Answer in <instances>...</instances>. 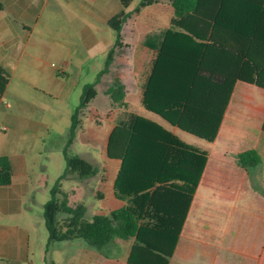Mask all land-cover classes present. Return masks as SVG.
Wrapping results in <instances>:
<instances>
[{
    "label": "trees",
    "instance_id": "trees-1",
    "mask_svg": "<svg viewBox=\"0 0 264 264\" xmlns=\"http://www.w3.org/2000/svg\"><path fill=\"white\" fill-rule=\"evenodd\" d=\"M133 1L118 0L121 10L106 22L114 32V42L95 82L83 86L70 116L62 178L75 174L85 180L99 173L98 166L70 155L68 149L85 128L84 118L98 95L95 86L100 76L110 72L115 57L128 47L124 24L149 6L169 5L172 18L166 29L147 35L144 42L156 50V56L143 84V109L213 142L235 84L244 82L264 90V0H141L127 12ZM9 79L10 73L0 64V101ZM125 87L122 79L112 75L105 91L117 111L105 153L108 159L119 161L112 194L122 205L88 219L84 206L70 205L69 191L56 181L43 205L47 243L81 239L102 256L117 258L109 245L118 239L131 241L128 264H169L208 151L131 110ZM234 159L248 175L264 161L253 148L236 153ZM11 180L10 161L0 156V185H9ZM255 190L264 198V188ZM59 213L66 214L62 222Z\"/></svg>",
    "mask_w": 264,
    "mask_h": 264
},
{
    "label": "crops",
    "instance_id": "crops-1",
    "mask_svg": "<svg viewBox=\"0 0 264 264\" xmlns=\"http://www.w3.org/2000/svg\"><path fill=\"white\" fill-rule=\"evenodd\" d=\"M145 9H152L155 24L164 27L157 28L156 33L152 34H158L168 27L172 18V8L169 5L156 4ZM120 10L114 0H0V64L10 73L0 101V156H6L12 167L11 183L0 185V260L13 259L16 264L28 262L31 232L26 220L30 219L29 214L24 213L29 208L28 203L32 197L31 181L35 168L41 170L45 166L44 134L48 128L44 117L45 107L38 96L56 94L60 86L57 74H63L66 70L60 71L57 64L63 62V65H68V61H63V55L68 50L69 41L79 39L93 51L96 42L95 19L103 18L102 21L106 23ZM63 16L71 29H63ZM145 47L144 52L148 57L141 56L137 63L136 79L130 82V88L134 87L133 91L138 90L140 82L143 89L156 56V50L146 45ZM148 49L153 51V55L147 54ZM147 65L148 68L142 75ZM120 79L125 83L127 94L129 83ZM235 87L236 84L234 89ZM141 93L142 90L140 97ZM231 97L213 142L185 132L145 109L135 111L159 122L185 141L208 151L205 168L169 264H184L180 261L191 252L190 241L197 235L199 242L206 248L213 237H232L226 241L232 251H237V256L223 257L210 264H264V198L255 190L254 184H250L248 174L235 164L234 155L240 149L238 135L232 132V120L227 118ZM263 119L264 114L262 121ZM88 127L86 122L85 130L76 139L80 140ZM112 127L113 125L107 132L106 141ZM90 138L87 141L94 146V135H90ZM262 150L258 153L264 157V149ZM112 161L115 163V176L119 161ZM221 213H227L231 217L241 216L252 222L251 229L244 234L245 239H234L233 236L236 235H233V229L223 228L218 224L216 219ZM73 240L74 251L59 250L55 253L64 257V264H117L115 258L104 257L96 250L84 246L81 239L67 242L71 243ZM126 242L129 244L122 252L120 264H128L126 257L131 241ZM53 259L59 263L57 256H53Z\"/></svg>",
    "mask_w": 264,
    "mask_h": 264
},
{
    "label": "rangeland",
    "instance_id": "rangeland-1",
    "mask_svg": "<svg viewBox=\"0 0 264 264\" xmlns=\"http://www.w3.org/2000/svg\"><path fill=\"white\" fill-rule=\"evenodd\" d=\"M114 1L120 6L118 0ZM140 1L134 0L127 12H132ZM154 16L155 13L152 9H145L138 17L134 16L127 20L122 32L128 47L124 49L122 54L115 57L110 72L100 76V81L95 86L98 95L84 118L85 125L88 122V131L81 135L80 140L76 139L68 149L70 155H78L98 166L100 171L96 176L85 180L79 179L75 174L62 178L66 168L62 150L68 138L70 116L79 102L82 88L86 84L95 82L103 68L107 50L114 42V32L102 21L103 18L101 20L95 19L96 42L93 51L82 44L79 39L74 38L69 41L68 50H65L63 55V61H68V65H63V62L57 64L60 71L61 69L66 70L63 74H57L60 79V86L56 94L53 96L40 94L38 96V99L44 104V117L48 123L47 131L44 134L46 139V147H44L45 166L41 170L35 168L32 175V197L28 203L29 208L24 213L29 214L30 220H26V224L30 227L31 232L27 251L28 262L24 264H51V262L64 264V257L62 255L60 257L59 254L55 255V253L59 250L74 251L73 242L75 240L71 243L69 241L51 242L49 245L47 243L48 233L44 223L43 205L50 198V190L56 181H60L63 190L69 191L68 201L70 205L82 204L84 206V216L88 219L94 214H104L122 205V202L115 199L112 194L115 163L108 159L105 153L106 135L117 116V111L110 105L105 91L111 84L112 75L119 76L121 74L119 77L129 83L126 94L129 108L137 112L143 110L140 105L142 82L139 83V91H133L134 87L130 88V82L132 79H136L137 63L140 57H148L144 52L147 33H156L157 28H164L162 25L157 26L155 24ZM62 26L63 29H71L65 16H63ZM148 50L146 51L147 54L153 55V51ZM147 68L148 65L145 66L142 75ZM141 77L143 79V76ZM263 114L264 91L252 84L237 82L228 107L227 118L232 120V132L238 135L240 151L253 148L260 153L264 149V132L261 131ZM90 135L95 137L94 146L87 141H90ZM227 167L229 168L230 165ZM248 176L250 184H254L256 189L264 188V161L255 169L250 170ZM65 216V213H59V221L62 222ZM229 217H231L229 214L221 213L216 220L223 228L233 229V235L237 236H233L234 239H245L244 234L248 229H251L252 222L241 216L231 217L232 219ZM197 237L198 235L194 236V239L190 241L192 250L181 259V263L210 264L212 261L223 259V257L237 256V251H232L230 244L226 241L232 237L224 238L221 235L216 238L213 237L210 241L211 245L209 244L207 248L199 242ZM128 244V242L118 239L109 245L111 252L117 255L115 258L117 264L122 262V252L126 250ZM53 256L58 257L59 263L55 262ZM111 258L113 259V257ZM0 264H16V262L13 259H6L0 260Z\"/></svg>",
    "mask_w": 264,
    "mask_h": 264
},
{
    "label": "built area",
    "instance_id": "built-area-1",
    "mask_svg": "<svg viewBox=\"0 0 264 264\" xmlns=\"http://www.w3.org/2000/svg\"><path fill=\"white\" fill-rule=\"evenodd\" d=\"M2 129H5V127H2Z\"/></svg>",
    "mask_w": 264,
    "mask_h": 264
}]
</instances>
